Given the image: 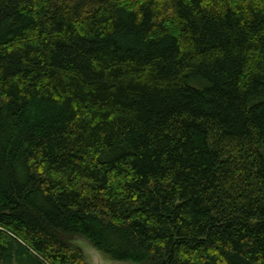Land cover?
Listing matches in <instances>:
<instances>
[{
	"label": "trees",
	"instance_id": "16d2710c",
	"mask_svg": "<svg viewBox=\"0 0 264 264\" xmlns=\"http://www.w3.org/2000/svg\"><path fill=\"white\" fill-rule=\"evenodd\" d=\"M264 264V0H0V264Z\"/></svg>",
	"mask_w": 264,
	"mask_h": 264
},
{
	"label": "rangeland",
	"instance_id": "374dc122",
	"mask_svg": "<svg viewBox=\"0 0 264 264\" xmlns=\"http://www.w3.org/2000/svg\"><path fill=\"white\" fill-rule=\"evenodd\" d=\"M64 239L70 244L80 247L89 264H134L130 262L114 261L105 257L86 238L80 235H66Z\"/></svg>",
	"mask_w": 264,
	"mask_h": 264
}]
</instances>
